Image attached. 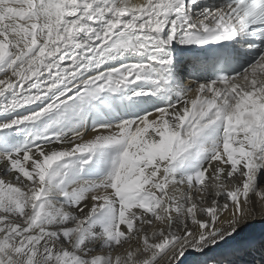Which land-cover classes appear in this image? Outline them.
<instances>
[{
  "label": "snow or ice",
  "instance_id": "obj_1",
  "mask_svg": "<svg viewBox=\"0 0 264 264\" xmlns=\"http://www.w3.org/2000/svg\"><path fill=\"white\" fill-rule=\"evenodd\" d=\"M255 223L264 0H0V264H244Z\"/></svg>",
  "mask_w": 264,
  "mask_h": 264
},
{
  "label": "bare ground",
  "instance_id": "obj_2",
  "mask_svg": "<svg viewBox=\"0 0 264 264\" xmlns=\"http://www.w3.org/2000/svg\"><path fill=\"white\" fill-rule=\"evenodd\" d=\"M261 230H264V224H261V223H255L252 227L248 228L247 231L243 234L244 236L245 235H248L247 239H249V237L253 234L251 233H254V232H258V231H261ZM264 234V232H261L260 234ZM252 237V236H251ZM250 237V238H251ZM264 243V242H263ZM257 250V249H256ZM255 252V251H254ZM256 257L255 258H252V252H248L247 254L245 255H242V256H239V255H236L234 256L232 259L230 260H243L244 261V264H264V260H262V256H261V251L259 250L257 253H256ZM212 254H210L211 256ZM191 259V258H190ZM216 259H222L220 257H217ZM229 260V259H228Z\"/></svg>",
  "mask_w": 264,
  "mask_h": 264
},
{
  "label": "rangeland",
  "instance_id": "obj_3",
  "mask_svg": "<svg viewBox=\"0 0 264 264\" xmlns=\"http://www.w3.org/2000/svg\"><path fill=\"white\" fill-rule=\"evenodd\" d=\"M261 232H264V230H261V231H258V232H254V233H251V234H253V235H251L250 237H249V239H247L248 237V235H243V239H244V241H249V242H251L252 243V245H253V248H252V250L250 251V252H252V258H255L256 257V253L260 250V246H261V244L264 242V234L262 233V234H260ZM261 237V241L259 242V243H257V244H255V241L258 239V238H260ZM257 249V250H256ZM255 251V252H254ZM248 253V252H247ZM247 253H244V252H242V254L241 253H239V254H237V255H239V256H242V255H245V254H247ZM241 254V255H240ZM212 255H215L216 256V258L217 257H220V258H222V259H232L233 257H234V255H232V254H227V255H225V256H220V255H218V254H212ZM236 256V255H235ZM255 256V257H254Z\"/></svg>",
  "mask_w": 264,
  "mask_h": 264
},
{
  "label": "water",
  "instance_id": "obj_4",
  "mask_svg": "<svg viewBox=\"0 0 264 264\" xmlns=\"http://www.w3.org/2000/svg\"><path fill=\"white\" fill-rule=\"evenodd\" d=\"M261 241V237L260 238H258L256 241H255V244H257V243H259ZM242 254V253H241ZM240 254V255H241Z\"/></svg>",
  "mask_w": 264,
  "mask_h": 264
}]
</instances>
